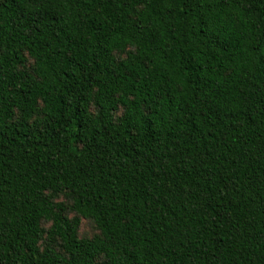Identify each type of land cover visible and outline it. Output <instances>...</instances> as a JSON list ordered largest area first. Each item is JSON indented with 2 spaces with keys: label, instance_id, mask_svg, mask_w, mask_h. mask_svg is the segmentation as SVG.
I'll use <instances>...</instances> for the list:
<instances>
[{
  "label": "trees",
  "instance_id": "trees-1",
  "mask_svg": "<svg viewBox=\"0 0 264 264\" xmlns=\"http://www.w3.org/2000/svg\"><path fill=\"white\" fill-rule=\"evenodd\" d=\"M0 264H264V0H0Z\"/></svg>",
  "mask_w": 264,
  "mask_h": 264
},
{
  "label": "rangeland",
  "instance_id": "rangeland-1",
  "mask_svg": "<svg viewBox=\"0 0 264 264\" xmlns=\"http://www.w3.org/2000/svg\"><path fill=\"white\" fill-rule=\"evenodd\" d=\"M96 232L93 224L86 220H82L79 226V234L82 236H91Z\"/></svg>",
  "mask_w": 264,
  "mask_h": 264
}]
</instances>
